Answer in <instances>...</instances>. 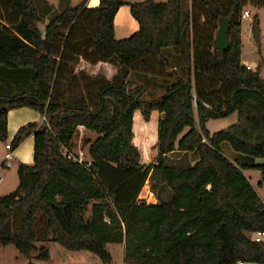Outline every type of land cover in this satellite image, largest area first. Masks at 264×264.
<instances>
[{
    "label": "trees",
    "instance_id": "obj_1",
    "mask_svg": "<svg viewBox=\"0 0 264 264\" xmlns=\"http://www.w3.org/2000/svg\"><path fill=\"white\" fill-rule=\"evenodd\" d=\"M126 5L140 28L117 40L115 18ZM249 5L262 9L264 0H192L189 12L183 0H101L92 9L73 8L72 0H59L57 9L46 0H0V141H8L10 111L46 118L22 127L11 142L14 152L33 135L34 163L19 165L18 188L0 197V245L14 246L29 264L50 261L48 248L37 246L50 236L103 264L112 263L113 244L125 246V264H264V241L251 238L264 236V201L244 174L260 172L264 188V80L260 66L242 63ZM224 18L230 47L218 51ZM252 37L261 50L258 15ZM165 49L179 51L185 76ZM81 63L117 73L92 76ZM133 72L173 83L150 101L144 88L128 91ZM136 112L146 122L163 114L157 165L145 167L134 145ZM235 113L237 124L207 130L210 121ZM79 127L97 135L89 143L92 161L82 164L70 151ZM226 144L242 163L225 156ZM176 152L197 162L167 165ZM148 181L154 201L139 199Z\"/></svg>",
    "mask_w": 264,
    "mask_h": 264
},
{
    "label": "rangeland",
    "instance_id": "obj_2",
    "mask_svg": "<svg viewBox=\"0 0 264 264\" xmlns=\"http://www.w3.org/2000/svg\"><path fill=\"white\" fill-rule=\"evenodd\" d=\"M253 7L250 5L247 6L245 10H252ZM258 15L261 23V29L264 33V8L260 9V11H252L251 18L249 20H242V31H241V39L242 43H244L247 54L246 60L247 62H250L253 69H256L259 67V63H257V55L254 52V47H256L258 51V47L256 46V43L252 37V25H253V19L254 17ZM43 28V25H41ZM191 41V38H189ZM253 47V48H252ZM186 49V48H183ZM83 69L88 74L92 76L96 75H103L107 79H112L116 73L117 70L111 65L107 64H99L97 66H90L86 63H81L79 66V70ZM77 70V71H79ZM178 73L181 75H184V71L180 72V69L177 70ZM167 73H171V71L168 69ZM173 83V80L165 77L161 78H149L144 77L142 75H139L137 73H131L128 79V91H132L136 88H144L146 90L145 98L147 100L153 101L160 99L164 96L166 89ZM25 111V110H24ZM18 113V112H17ZM23 114H20L19 116L23 117L26 115V113L31 112H21ZM37 115L34 114V117L36 118ZM135 117H137V121L134 122L133 126V133H134V145L138 148L142 155V164L145 167L157 165L158 162V148H157V142H158V124L159 121L157 119V115H155L151 121L146 122L144 118L141 116L139 112H136ZM134 117V118H135ZM24 118V117H23ZM40 118V116H38ZM238 122V116L237 114H233L228 118L219 119V120H212L207 124V130L210 132L211 135L221 132L223 130L228 129L229 127L237 124ZM10 135V134H9ZM97 138L96 134L90 133L86 131L85 129H79L74 137V140L72 142V145L70 147L71 154L83 162H91V158L89 156V149H90V142H93ZM13 142V139L9 136L7 143ZM5 143L0 141V166L4 162L5 158ZM223 153L227 158H233L234 160H239L240 157H242L241 154L235 153L229 144H226L223 146ZM14 155V161L12 163V167L9 170H5L4 172H1L2 176L4 177V182L0 184V197L7 196L11 194L12 191H9L12 183L16 179V167L17 164L15 162V153ZM235 155V156H233ZM166 161V164L169 166H175V167H188L192 165L196 161V155H183L178 152L171 154L168 156ZM239 162L242 163L241 160ZM246 176L249 177L250 182L252 183L253 187L255 188L256 192L259 194L260 197L264 200V188H260L258 186V181H261V173L260 172H245ZM140 200H149L154 201L155 195L151 191V184L148 181L143 188V191L141 193V196L139 198ZM90 214L88 213V217ZM37 232L38 235L41 237V239L46 235L45 227L43 221H41V218H38V225H37ZM264 237L260 235H253L251 238L253 240L257 238ZM45 240L48 242L49 237H47ZM264 241V240H263ZM50 250L52 254V261L49 263L44 262H33L34 264H103L102 260L89 252H70L66 249H64L62 246H60L58 243H52L50 245ZM107 251L110 252L114 257V264H122V248L121 245L113 244L107 246ZM28 261L26 258L21 256L19 252L14 248V246L10 247H2L0 246V264H27Z\"/></svg>",
    "mask_w": 264,
    "mask_h": 264
},
{
    "label": "crops",
    "instance_id": "obj_3",
    "mask_svg": "<svg viewBox=\"0 0 264 264\" xmlns=\"http://www.w3.org/2000/svg\"><path fill=\"white\" fill-rule=\"evenodd\" d=\"M46 1L50 5H52L55 9L58 8L59 0H46ZM142 1L143 0H127L128 4L138 3V2H142ZM166 1L167 0H156L157 3H165ZM100 2H101V0H72V6H73V8H76V7L80 6L81 4L85 3L86 8L92 9V8L98 7L100 5ZM183 5H184V11L185 12L191 11L192 0H183ZM249 11H250V13H252V11H256L257 12V11H260V9H256V8L253 7L252 10H249ZM139 28L140 27H139L138 22L133 18L132 14H131L130 7L128 5L121 7L119 12L116 15L115 22H114L115 38L117 40L128 39L131 36H133L135 33H137L139 31ZM260 28H261V23H260ZM261 38H262L261 39L262 40V49L257 51L256 47H254L253 50H254V52L257 55L258 60H257L256 64H258V63L260 64L259 66L261 67V77L264 80V33H263L262 29H261ZM242 48H243V50H242V63L245 66L252 67V69H253L254 67L252 66V64H250V62H247V60H246V56H247L248 53L246 52V48H245L244 43H242ZM185 51H187V49H185ZM164 54H165L166 58L169 59V61L173 62L174 71H177L178 69H180V72H182V66H181V62L179 60V58H180L179 51H177L175 49H165L164 50ZM248 55H250V53ZM24 110L26 112H31V113H26V115L23 116L24 117L23 118V117H21L22 115L21 116H19V115L23 114L21 112H25ZM34 114L37 115L36 118H32V117H34ZM155 115H157V119L160 122V120L163 118V114H160L158 112H154L152 114V116H151V119ZM38 116H40L39 113H37L35 111H32V110H29V109H20V110L10 111L9 115H8V137L10 136L14 140V138L17 135L18 131L22 127H24V126H26V125H28L30 123H39V124H41L43 122V118L41 116H40V118H38ZM137 119L138 118L135 117L134 118V122L137 121ZM88 132H90V131H88ZM90 133H93V132H90ZM93 134H95V133H93ZM6 144H8V143H5V146H6ZM34 145H35L34 136L31 135L29 137H26L24 139V141L20 144V146L14 151V153H15V162L17 163L15 165V167H16V171H15L16 179L12 183V186H11L9 191H12V189H13V191H15L18 188V186H19V176H18L19 165H21V164L33 165V163H34ZM5 150H6V148H5ZM6 153H7V151H6ZM183 155H185V154H183ZM187 155H191V154H187ZM233 156H235V155H233ZM228 159L230 161H232V162L236 161L233 158H231V159L228 158ZM196 162L197 161L192 163V166ZM256 163L260 164V163H262V161L261 160H257ZM3 164H4V162L0 166V178H2V181L0 182V184L4 182V177L2 176L3 174L1 172L5 173V170H8V172L10 170V169H3ZM245 172L250 173V172H257V171H244V174H245ZM245 176H246V174H245ZM246 178L249 180V177L246 176ZM260 182L261 181L259 180L258 181V186H259ZM262 200H263V198H262ZM52 243H55V242L52 241V237L50 236L48 242H40V243L37 244L38 247L46 246L48 248L49 253H50V261L49 262L52 261V254H51V250H50V245ZM2 247H4V246H2ZM6 247H10V246H6ZM121 248L123 250V252H122V264H125L124 263L125 246L121 245ZM111 256H112V263L111 264H114V257H113L112 254H111ZM27 261H28L27 264H29L30 261L28 259H27ZM36 262H40V261H36ZM49 262H44V263H49Z\"/></svg>",
    "mask_w": 264,
    "mask_h": 264
},
{
    "label": "built area",
    "instance_id": "obj_4",
    "mask_svg": "<svg viewBox=\"0 0 264 264\" xmlns=\"http://www.w3.org/2000/svg\"><path fill=\"white\" fill-rule=\"evenodd\" d=\"M251 18V13L249 10H245L242 14V20H249ZM248 70H252V67L247 66ZM43 121H46V118H43ZM79 129H84L83 127H79ZM7 153L5 154V158H4V164H3V169H11L12 167V163L14 161V155H13V149L11 148V143L6 144L5 146ZM65 154L68 156L69 159L73 158V156L71 154H68V152L66 151ZM77 160L80 164L83 163L82 160L79 159H75ZM2 181V178H0V182ZM256 242H262L263 239L262 238H257L255 239Z\"/></svg>",
    "mask_w": 264,
    "mask_h": 264
},
{
    "label": "water",
    "instance_id": "obj_5",
    "mask_svg": "<svg viewBox=\"0 0 264 264\" xmlns=\"http://www.w3.org/2000/svg\"><path fill=\"white\" fill-rule=\"evenodd\" d=\"M229 19L224 18L221 20V25L218 30L215 49L218 51H228L230 44H229Z\"/></svg>",
    "mask_w": 264,
    "mask_h": 264
}]
</instances>
